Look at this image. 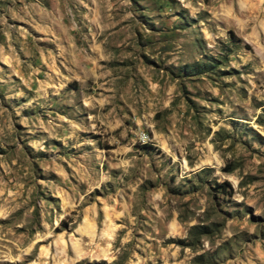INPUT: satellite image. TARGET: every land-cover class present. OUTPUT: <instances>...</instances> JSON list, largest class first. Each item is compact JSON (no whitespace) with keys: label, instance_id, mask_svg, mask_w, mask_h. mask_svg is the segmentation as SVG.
Returning a JSON list of instances; mask_svg holds the SVG:
<instances>
[{"label":"rangeland","instance_id":"1","mask_svg":"<svg viewBox=\"0 0 264 264\" xmlns=\"http://www.w3.org/2000/svg\"><path fill=\"white\" fill-rule=\"evenodd\" d=\"M0 264H264V0H0Z\"/></svg>","mask_w":264,"mask_h":264}]
</instances>
